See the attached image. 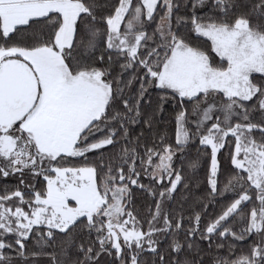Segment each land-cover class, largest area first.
<instances>
[{
    "label": "snow or ice",
    "instance_id": "1",
    "mask_svg": "<svg viewBox=\"0 0 264 264\" xmlns=\"http://www.w3.org/2000/svg\"><path fill=\"white\" fill-rule=\"evenodd\" d=\"M0 182V264H264V0H0Z\"/></svg>",
    "mask_w": 264,
    "mask_h": 264
},
{
    "label": "trees",
    "instance_id": "2",
    "mask_svg": "<svg viewBox=\"0 0 264 264\" xmlns=\"http://www.w3.org/2000/svg\"><path fill=\"white\" fill-rule=\"evenodd\" d=\"M193 154L195 153V148H192L190 150ZM225 165L227 166V162H224ZM189 175H192L191 173H188ZM193 179L196 183L200 184L201 186H203V184L205 183V172L203 169L197 171L195 173V175L193 176ZM7 183L9 184V186L13 185L15 183L14 178H11L7 181ZM3 186V182H0V187ZM151 202V199L149 197L146 196V194L143 193H136V205H137V211H140L141 215H145L146 211H147V205ZM182 202L181 200V196L178 194L176 196V200L174 201V205H180ZM191 202H189L190 204ZM189 204L185 205V208L188 209ZM209 211H211V209H209ZM241 247H243L244 249L247 248V243L242 242ZM214 247V246H213ZM31 248V246H30ZM209 255H215V252L213 251L212 253H210ZM40 264H47L46 260H41Z\"/></svg>",
    "mask_w": 264,
    "mask_h": 264
}]
</instances>
